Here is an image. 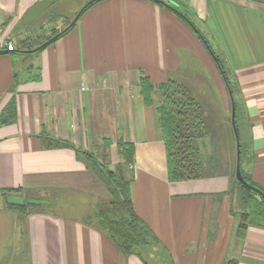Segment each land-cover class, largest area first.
I'll use <instances>...</instances> for the list:
<instances>
[{
  "label": "crops",
  "instance_id": "obj_1",
  "mask_svg": "<svg viewBox=\"0 0 264 264\" xmlns=\"http://www.w3.org/2000/svg\"><path fill=\"white\" fill-rule=\"evenodd\" d=\"M46 1L0 0V111L11 97L16 105V120L0 124V264H264V226L235 237L229 195L218 196L228 175L169 180L160 96L154 90L146 103L141 93L142 77L156 87L187 79L179 69L191 50L215 74L226 110L225 85L195 30L157 0H97L42 49L18 50L49 33L52 8L70 16L79 5L74 18L92 0ZM172 2L237 78L244 172L264 188V0ZM47 135L70 147L44 148ZM121 142L133 150V208L156 237L128 255L100 224L107 188L73 150H105L114 168ZM5 190L50 203L17 207Z\"/></svg>",
  "mask_w": 264,
  "mask_h": 264
},
{
  "label": "trees",
  "instance_id": "obj_2",
  "mask_svg": "<svg viewBox=\"0 0 264 264\" xmlns=\"http://www.w3.org/2000/svg\"><path fill=\"white\" fill-rule=\"evenodd\" d=\"M48 1L51 0L46 2ZM96 1L86 2L87 4L77 10L74 15L80 10L81 14ZM172 1L163 0L162 4L173 9L189 23L215 63L228 94L229 115L222 119L218 118L217 115H214L216 113L213 108L204 107L189 88L172 78L156 87L150 83L148 78L142 77L141 93L146 103L151 101V94L154 90H157L160 96L157 110L165 145L169 180L178 181L228 175L230 177L229 188L218 196L229 195L230 211L236 221L234 235L237 238H243L249 225L264 226V188L254 183L250 175L244 172L246 145L241 141L240 135V122L244 110L240 86L234 73L227 67L223 56L210 44L209 39L195 26L192 19L178 6L172 5ZM52 11L54 12L52 17L55 15L64 17L65 15L55 7L52 8ZM72 20L73 17L61 29L52 28L49 31L51 34L49 37L46 36V32H41L36 38L31 39V43L26 44L22 41L18 45V50L26 52L42 49L71 29L74 26V23L70 24ZM231 99L235 109L234 124L238 135L240 171L249 185H243L235 178L237 148L231 121ZM15 120L16 105L14 98L11 97L0 111V124ZM40 138L43 139L44 148L70 147V144L65 140L54 139L48 135ZM108 143L105 141L106 146ZM120 147L119 153L123 163L114 168L109 167L105 150L102 153H96L80 147L72 148L76 157L107 188L110 198L98 206L100 224L119 249L128 255L139 247L156 240V237L133 208L130 195L132 174L128 169V165L132 161V147L129 143L123 142L120 143ZM8 192L9 190L2 191L5 198ZM24 205L26 204L17 205V207Z\"/></svg>",
  "mask_w": 264,
  "mask_h": 264
},
{
  "label": "rangeland",
  "instance_id": "obj_3",
  "mask_svg": "<svg viewBox=\"0 0 264 264\" xmlns=\"http://www.w3.org/2000/svg\"><path fill=\"white\" fill-rule=\"evenodd\" d=\"M174 4L175 3L172 2V5ZM77 6L72 9L71 15L77 9ZM180 9L191 18L190 14L186 11L185 7H181ZM71 15H64V17L60 15H55L54 17H52L53 22L49 25V31L52 28L58 30L59 28L61 29L62 27H64L66 23L72 18ZM183 55L185 56L184 63L179 69V71L184 74H187V79L180 78L181 80H183L182 83L192 91L195 98L204 107L207 106L209 108H213L216 113L214 115H217L218 118L222 119V117L229 115V98L225 110V108L223 107V102L221 101L217 90V80L214 76L215 74L212 73L209 66L204 65L203 62L200 60V57L191 50H185L183 52ZM231 217L235 222L234 226H236V221L234 217ZM235 249H233L232 247L233 252L235 251ZM230 261L234 262L233 260L226 258L223 264H232Z\"/></svg>",
  "mask_w": 264,
  "mask_h": 264
},
{
  "label": "water",
  "instance_id": "obj_4",
  "mask_svg": "<svg viewBox=\"0 0 264 264\" xmlns=\"http://www.w3.org/2000/svg\"><path fill=\"white\" fill-rule=\"evenodd\" d=\"M159 2L163 3V0H158ZM81 11V10H80ZM80 11L75 15L73 20L71 21L70 24L74 23L75 20L78 18ZM51 34L48 33L46 36L49 37ZM36 50V49H34ZM234 115H235V109L233 106V101L231 99V121H232V126L234 128V135L236 138V148H237V156H236V166H235V178L243 185H249L245 179L243 178V175L240 171V164H239V147H238V135L237 131L235 130V124H234ZM6 201L10 204H16V205H21V204H35V205H43V204H49L50 202L45 199H36V198H24L22 195H7L6 196Z\"/></svg>",
  "mask_w": 264,
  "mask_h": 264
},
{
  "label": "built area",
  "instance_id": "obj_5",
  "mask_svg": "<svg viewBox=\"0 0 264 264\" xmlns=\"http://www.w3.org/2000/svg\"><path fill=\"white\" fill-rule=\"evenodd\" d=\"M13 47H14V45H13L12 42H7V43H6V48H7L8 50L13 49Z\"/></svg>",
  "mask_w": 264,
  "mask_h": 264
}]
</instances>
